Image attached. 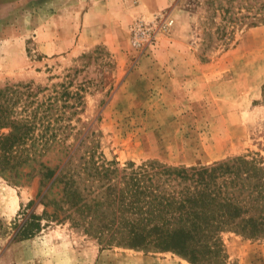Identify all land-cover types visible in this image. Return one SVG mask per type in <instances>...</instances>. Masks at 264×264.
Returning <instances> with one entry per match:
<instances>
[{
  "label": "rangeland",
  "instance_id": "rangeland-1",
  "mask_svg": "<svg viewBox=\"0 0 264 264\" xmlns=\"http://www.w3.org/2000/svg\"><path fill=\"white\" fill-rule=\"evenodd\" d=\"M39 5L0 0V89L9 87L0 95V134L23 123L32 133L14 137L13 148L47 147L40 160L49 165L77 145L120 164L190 166L243 153L264 162V22L246 24L248 0H175L171 15L147 20H172L147 47L135 48L128 31L120 51L100 43L52 55L36 47ZM188 59L195 64L185 67ZM21 180L0 175V264H192L172 251L100 244L45 215L38 176ZM222 239L227 264H264L263 240L230 231Z\"/></svg>",
  "mask_w": 264,
  "mask_h": 264
},
{
  "label": "trees",
  "instance_id": "trees-1",
  "mask_svg": "<svg viewBox=\"0 0 264 264\" xmlns=\"http://www.w3.org/2000/svg\"><path fill=\"white\" fill-rule=\"evenodd\" d=\"M246 9L247 25L264 22V0H248ZM25 126L0 134V175L14 184L38 176L36 198L45 215L69 220L100 244L172 251L192 264H227L223 233L264 241V162L256 153L190 166L156 159L120 164L77 145L49 165L40 160L47 147L33 142L13 148L15 138L32 139ZM12 156L20 161H10ZM21 161L29 171L19 168Z\"/></svg>",
  "mask_w": 264,
  "mask_h": 264
},
{
  "label": "crops",
  "instance_id": "crops-1",
  "mask_svg": "<svg viewBox=\"0 0 264 264\" xmlns=\"http://www.w3.org/2000/svg\"><path fill=\"white\" fill-rule=\"evenodd\" d=\"M174 1L39 0L41 5L33 23L36 47L49 55L77 53L100 43L112 51H120L131 23L138 19L150 20L159 12L171 15ZM183 63L185 67L195 64L189 59Z\"/></svg>",
  "mask_w": 264,
  "mask_h": 264
},
{
  "label": "built area",
  "instance_id": "built-area-1",
  "mask_svg": "<svg viewBox=\"0 0 264 264\" xmlns=\"http://www.w3.org/2000/svg\"><path fill=\"white\" fill-rule=\"evenodd\" d=\"M171 19H163L162 23L157 25L152 21L136 20L129 27L130 39L135 48H143L151 45L156 39L159 27L166 30Z\"/></svg>",
  "mask_w": 264,
  "mask_h": 264
}]
</instances>
